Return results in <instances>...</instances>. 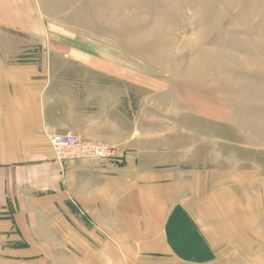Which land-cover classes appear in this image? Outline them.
Returning a JSON list of instances; mask_svg holds the SVG:
<instances>
[{
    "label": "crops",
    "instance_id": "crops-1",
    "mask_svg": "<svg viewBox=\"0 0 264 264\" xmlns=\"http://www.w3.org/2000/svg\"><path fill=\"white\" fill-rule=\"evenodd\" d=\"M119 1L0 0V264H263L246 171L153 135L150 87L97 22ZM67 134L119 160L60 163Z\"/></svg>",
    "mask_w": 264,
    "mask_h": 264
},
{
    "label": "rangeland",
    "instance_id": "rangeland-1",
    "mask_svg": "<svg viewBox=\"0 0 264 264\" xmlns=\"http://www.w3.org/2000/svg\"><path fill=\"white\" fill-rule=\"evenodd\" d=\"M114 4L97 22L119 27L124 67L150 87L153 135L181 139L206 166L246 171L233 196L264 264V0Z\"/></svg>",
    "mask_w": 264,
    "mask_h": 264
},
{
    "label": "built area",
    "instance_id": "built-area-1",
    "mask_svg": "<svg viewBox=\"0 0 264 264\" xmlns=\"http://www.w3.org/2000/svg\"><path fill=\"white\" fill-rule=\"evenodd\" d=\"M50 144L60 163L84 159L107 162L119 160L117 150L113 146L85 141L73 134L52 136Z\"/></svg>",
    "mask_w": 264,
    "mask_h": 264
}]
</instances>
